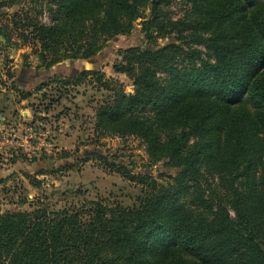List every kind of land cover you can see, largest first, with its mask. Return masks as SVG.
Segmentation results:
<instances>
[{
	"label": "trees",
	"instance_id": "trees-1",
	"mask_svg": "<svg viewBox=\"0 0 264 264\" xmlns=\"http://www.w3.org/2000/svg\"><path fill=\"white\" fill-rule=\"evenodd\" d=\"M185 1L172 20L171 0H0L21 8L0 46L29 47L44 70L95 57L142 20L154 47L128 48L112 67L132 93L98 72L74 85L91 78L109 92L94 111L98 137H134L150 163L177 170L164 184L129 176L143 188L131 208L32 201L0 213V264H264V0Z\"/></svg>",
	"mask_w": 264,
	"mask_h": 264
},
{
	"label": "rangeland",
	"instance_id": "rangeland-1",
	"mask_svg": "<svg viewBox=\"0 0 264 264\" xmlns=\"http://www.w3.org/2000/svg\"><path fill=\"white\" fill-rule=\"evenodd\" d=\"M21 1L25 7L30 2ZM185 2L171 0L163 11L176 20L188 10ZM20 10V7L0 10V26L7 25L10 29L12 14ZM46 14L39 18L43 23H48ZM141 22H136L129 35L106 41L89 60H66L48 71L43 70L44 77L26 88L30 96L23 104L17 102L19 95L4 94L14 98L12 102L8 97L0 101L4 128L20 131L16 138L12 133L0 136V213L28 211L32 201L43 202L55 210L97 199L131 208L143 196V188L129 176L144 175L161 184L175 176L177 170L169 168L166 160L149 162L140 140L98 137L93 132L94 111L109 92L94 81L90 83L91 78L74 85L75 77L81 73L98 72L103 75V82L114 80L125 93H132L131 81L123 74L114 73L112 67L121 61V52L128 48L154 47L141 32ZM15 39L13 36V43L17 42ZM166 43L164 39L157 41L159 46ZM37 63L29 47L0 46V84L6 81L11 89L13 82H8L6 75L9 71L20 75V69L24 68L33 74L40 73L41 69L35 67ZM41 85L44 88L37 91ZM22 111L25 116L20 114ZM29 132L32 135L27 139ZM14 159L17 161L13 162ZM40 172L45 174L41 176ZM28 177L38 181L39 186H31Z\"/></svg>",
	"mask_w": 264,
	"mask_h": 264
},
{
	"label": "crops",
	"instance_id": "crops-1",
	"mask_svg": "<svg viewBox=\"0 0 264 264\" xmlns=\"http://www.w3.org/2000/svg\"><path fill=\"white\" fill-rule=\"evenodd\" d=\"M43 70L44 69H41L40 73L37 72V73L33 74L32 71H30V70L28 71V70H25L24 68L23 69L21 68L20 71H19L20 75H18L17 73L14 74V73L10 72L14 76L12 78H8L7 77L8 79H10L8 82H11V83L13 82L12 85H14L15 87H17V83H18V85H19L18 89L19 90L18 91L15 90V88H13V86L11 87V89L9 87L7 88L8 85H7L6 81L4 83H1L0 84V101H4L8 97L9 98L8 101L12 102L14 100L12 95L11 96L8 95L7 97H4V94H7L8 92H11V93L15 94L14 96L19 95V97L17 99V102H19L21 104L26 102V100L30 96V94H29L28 90H26V88L28 86L35 85L37 80L42 79L44 77V73L43 72L44 71H48V70H44V71ZM29 79H32V80L30 81ZM22 95H29V96L26 97V98H23ZM8 101H7V103H8ZM20 114L25 116V113L23 111L20 112ZM4 117H5V115H3L2 111L0 110V136H2L4 134L12 133V134H15V135H13V138L18 137L19 136L18 132L20 131L19 129H12L10 127H9V129L4 128V124H5ZM23 142H26V141L22 140V143ZM1 144H2V142H0V145ZM41 147H43V143L41 144ZM12 161L13 162L17 161V159H14Z\"/></svg>",
	"mask_w": 264,
	"mask_h": 264
},
{
	"label": "water",
	"instance_id": "water-1",
	"mask_svg": "<svg viewBox=\"0 0 264 264\" xmlns=\"http://www.w3.org/2000/svg\"><path fill=\"white\" fill-rule=\"evenodd\" d=\"M0 44L6 45L5 39L0 35Z\"/></svg>",
	"mask_w": 264,
	"mask_h": 264
},
{
	"label": "built area",
	"instance_id": "built-area-1",
	"mask_svg": "<svg viewBox=\"0 0 264 264\" xmlns=\"http://www.w3.org/2000/svg\"><path fill=\"white\" fill-rule=\"evenodd\" d=\"M32 133L29 132V134L26 136L27 139L31 138ZM37 149V148H36Z\"/></svg>",
	"mask_w": 264,
	"mask_h": 264
},
{
	"label": "flooded vegetation",
	"instance_id": "flooded-vegetation-1",
	"mask_svg": "<svg viewBox=\"0 0 264 264\" xmlns=\"http://www.w3.org/2000/svg\"><path fill=\"white\" fill-rule=\"evenodd\" d=\"M30 81L32 80V79H29Z\"/></svg>",
	"mask_w": 264,
	"mask_h": 264
}]
</instances>
